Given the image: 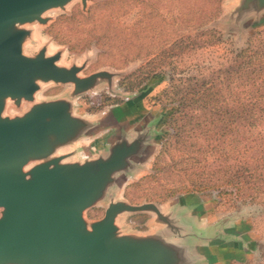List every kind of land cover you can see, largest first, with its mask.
<instances>
[{
  "label": "rangeland",
  "instance_id": "374dc122",
  "mask_svg": "<svg viewBox=\"0 0 264 264\" xmlns=\"http://www.w3.org/2000/svg\"><path fill=\"white\" fill-rule=\"evenodd\" d=\"M140 1L87 0L83 6L80 0H73L63 8L46 11L44 24L19 27L27 32L21 45L24 56L33 57L44 50L48 56L59 55V66L81 67L80 77L99 71L112 74L110 86L100 83L80 97L81 109L91 112L87 117L150 88L159 105L169 107L145 157L128 173L118 174L107 199L85 211L84 219L88 223L101 219L110 199L131 205L151 203L161 210L173 204L199 208L202 212L186 214L189 232L198 234L200 223L206 226L212 222L214 226L206 229V235L200 234L201 240L191 239L192 254L204 257L213 253L221 264H264V180L249 177L248 154L242 144H231L229 136L221 139L225 142L218 149L205 152L209 126L203 125L205 115L195 110L199 105L195 99L215 93L204 92L202 86L223 78L228 69L246 62L255 50L264 51V16L229 18L237 0H183V4L151 0L167 21L165 32L170 35L171 29L177 28V35L188 37L178 50L153 60L157 45L149 48L152 54L148 48L141 50L147 46L139 34L158 33L161 21L159 17L151 19L157 23L154 29L138 25L137 13L144 8ZM192 3L197 12L190 10ZM216 7L218 16L201 27L188 20L190 15H200L198 9L209 15ZM179 8L185 18L176 24L172 18ZM129 37L133 45H129ZM71 90L69 84H39L33 102L16 105L7 99L2 115L21 116L34 103L67 98ZM182 99L189 101L184 116L177 113ZM33 165L31 162L25 169ZM152 219L148 213L127 214L118 223L124 232L143 234L158 229ZM208 236L210 240L205 238Z\"/></svg>",
  "mask_w": 264,
  "mask_h": 264
},
{
  "label": "water",
  "instance_id": "95a60500",
  "mask_svg": "<svg viewBox=\"0 0 264 264\" xmlns=\"http://www.w3.org/2000/svg\"><path fill=\"white\" fill-rule=\"evenodd\" d=\"M71 1L0 0V264H200L190 241L201 240L207 230L198 225V234L190 233L188 212L176 204L161 210L110 199L101 219H84L85 211L107 199L118 174L145 157L158 127H141L131 137L120 131L102 155L81 152L79 142L107 122L80 116V97L100 83L110 86L112 74L80 77L81 67L59 66V55L44 50L24 56L27 32L19 29L44 24L46 11ZM80 1L85 6L87 0ZM228 13L236 20L259 18L264 0H237ZM45 83L69 84L72 90L67 98L34 103L21 116L2 115L5 100L33 102ZM136 213L153 216L158 229L124 232L118 219Z\"/></svg>",
  "mask_w": 264,
  "mask_h": 264
},
{
  "label": "trees",
  "instance_id": "16d2710c",
  "mask_svg": "<svg viewBox=\"0 0 264 264\" xmlns=\"http://www.w3.org/2000/svg\"><path fill=\"white\" fill-rule=\"evenodd\" d=\"M174 2L183 4V0H174ZM140 3L143 4L144 8L137 13L136 22L138 25L154 29L157 23L154 25L151 23V19L159 17L161 21L159 25L161 31H158V33L149 34L143 31L141 34L140 32L141 43L147 46L141 50L147 51L148 48V54H152L149 52V48H153V45L156 44L158 53L153 54V60H160L171 51L178 50L180 44L188 37L177 35V28H172L171 34L168 35L165 32L168 26L167 21L165 22L163 14H160L157 5L151 0H141ZM190 10L197 12L195 11L194 3H192ZM198 11L200 15H196L197 13L190 15L188 20L191 23H197L194 26L201 27L215 19L219 10L216 7L209 15H205L207 14L205 10L198 9ZM184 18L183 11L179 8L172 21L178 24ZM111 22V20L107 21V23ZM129 30L132 31L130 28ZM128 43L133 45L131 37H129ZM169 56L174 55L169 54ZM202 88L206 93L212 92L213 94L215 91L214 95L203 94L198 99H195V102H199L195 110L199 111L201 115H205L203 125L211 127V129L208 128L206 130L208 136L205 137V141L209 145L206 147L205 152L208 153L218 149V145L225 142L221 141V139L229 136L231 144L234 143V146L235 144H242L244 152L248 154L249 166L247 168L249 177L252 178L255 175L258 181L264 180V51L255 50L247 56L246 62L239 63L237 67L228 69L223 78L219 77L209 86L205 88L202 86ZM188 102L186 99L185 101L184 99L181 100L177 111L179 115L184 116L183 112ZM230 168L238 170L237 166H230Z\"/></svg>",
  "mask_w": 264,
  "mask_h": 264
},
{
  "label": "crops",
  "instance_id": "0c3cea01",
  "mask_svg": "<svg viewBox=\"0 0 264 264\" xmlns=\"http://www.w3.org/2000/svg\"><path fill=\"white\" fill-rule=\"evenodd\" d=\"M168 110L169 107L159 105L155 97V91L152 88L137 93L125 101L110 105L99 113H94L93 117L90 118L87 117V114L91 112L78 109L77 113L88 120L98 121L102 119L107 122L106 125L93 136L79 142L78 145L80 150L83 153L89 152L92 155H102L105 153L108 143H110L113 137L120 131L127 133V135L131 137L134 135L135 131L141 127L149 125L159 127L161 119L166 116L169 112ZM170 206L171 205L168 207ZM176 206L179 209H185L187 212H202V209L199 208L180 206L179 204H176ZM201 217L204 216L200 215V218ZM200 221L203 222V220ZM213 226L214 224L212 222L206 226L203 223L199 224V227L205 229L212 228ZM211 254L213 253H210L209 256L205 255L202 257V262L200 264H221L220 257L214 254L212 256Z\"/></svg>",
  "mask_w": 264,
  "mask_h": 264
}]
</instances>
